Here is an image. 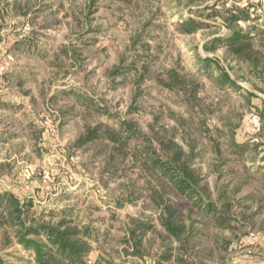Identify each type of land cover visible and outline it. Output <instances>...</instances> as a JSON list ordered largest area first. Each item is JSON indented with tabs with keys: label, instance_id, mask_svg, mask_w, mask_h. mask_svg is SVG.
<instances>
[{
	"label": "rangeland",
	"instance_id": "obj_1",
	"mask_svg": "<svg viewBox=\"0 0 264 264\" xmlns=\"http://www.w3.org/2000/svg\"><path fill=\"white\" fill-rule=\"evenodd\" d=\"M0 8V107L13 109L0 112L7 113L0 134L13 138L0 142V196L14 192L34 200L32 214L64 211L89 227V264H153L164 230L152 195L160 196L165 181L158 183L144 157H134V145L116 161L118 171L108 170L97 147L77 145L87 121L116 126L128 119L145 133L194 148L190 166L201 192L209 189L216 200L227 187L241 209L250 202L252 210L261 207L250 226L239 225L241 231H264V46L255 43L250 58L226 45L212 48L234 30L263 28L261 0H0ZM243 9L248 20L224 24L221 16ZM186 18L201 26L187 33ZM200 58L218 61L240 89L217 86L216 73L198 70ZM145 71L166 81L177 71L192 85L171 90L143 79ZM77 95L106 110L99 120L86 117L92 110L78 105ZM255 113L260 126L253 130ZM245 141L243 152L233 143ZM170 196L177 206L175 192ZM249 196L258 201L244 198ZM141 221L158 232L145 237L153 241L146 260L125 240ZM32 255L11 228H0V263L35 264ZM226 261L231 264V256Z\"/></svg>",
	"mask_w": 264,
	"mask_h": 264
},
{
	"label": "trees",
	"instance_id": "obj_2",
	"mask_svg": "<svg viewBox=\"0 0 264 264\" xmlns=\"http://www.w3.org/2000/svg\"><path fill=\"white\" fill-rule=\"evenodd\" d=\"M239 11L234 13L228 11L225 15L227 17L221 16L224 24L231 27L234 22L249 19V11L244 9ZM200 26L194 19L184 20L187 33L195 32ZM255 43L264 46V27L248 31L234 30L230 37L216 38L212 48L215 49L217 45H226L237 57L250 58ZM256 62L258 65L261 61L257 59ZM198 64H202L199 71L206 68L205 71L217 74L216 84L220 88L230 86L240 89L218 61L200 58ZM115 73L119 72L115 71ZM168 76L169 81H166L161 76L147 71L142 74L143 79L156 80L171 90L177 88L186 91V88L192 85L188 83L185 76L178 75L177 71L169 72ZM74 99L85 110H92V114L86 117L92 115L97 117L96 121L106 111L94 105L90 97L77 95ZM233 143L236 149L243 152L248 150L250 141ZM100 144H103L101 148ZM77 145L89 146L93 149L97 147V153L105 158L109 166L108 170L116 171H118L117 162L120 157L125 158L128 151L132 152L133 149L130 146L134 145L136 148L133 152L136 154L134 157L137 159L140 156L144 157L142 164L152 171L151 175L158 176V183L165 181L162 184L164 189L160 191V196L152 195L160 211V226L164 230L163 235L160 234L161 243L158 244V250L153 255L154 264H213L215 258L219 262H224L235 239L246 238L248 240H241L242 245L251 244L250 230L241 231L239 224L250 226V221L261 212V207L252 210L253 206L250 202L241 209V206L235 204V196L229 197L227 187H222L216 200L211 199L209 189L203 194L199 187L198 175L190 166V159L197 155L194 148L187 151L173 137L145 133L136 122L128 119L120 120L116 126L107 121H97L95 124L87 121ZM109 147L111 151H107ZM260 170L264 175V166ZM149 184L152 182L150 181ZM167 186L172 190L171 194L175 192L179 199L177 204L186 208L187 211L173 203L176 198L167 194ZM250 197L255 199V202L258 201L253 196L244 198ZM34 206V200L31 198L21 199L14 192L2 194L0 196V228L13 230L16 242L33 252L35 264H89L87 257L92 251L90 239L94 237L90 228L81 226L70 217L64 216V211L42 216L32 214L30 211ZM46 217L50 218L46 219ZM56 217L59 219H54ZM135 224L136 226L127 233L128 237L125 240L132 246V254L146 260L152 252L153 241L145 240V237L150 233L158 232L150 221ZM227 232L233 236L225 235ZM147 243H149L148 247H146Z\"/></svg>",
	"mask_w": 264,
	"mask_h": 264
},
{
	"label": "crops",
	"instance_id": "obj_3",
	"mask_svg": "<svg viewBox=\"0 0 264 264\" xmlns=\"http://www.w3.org/2000/svg\"><path fill=\"white\" fill-rule=\"evenodd\" d=\"M18 46V44H17ZM17 73H14V76H16ZM15 87L19 86V84H14ZM9 112L13 109L8 106V104H5L0 107L1 111ZM7 113L0 114L1 117H6ZM13 138L9 136V134L4 132V135L0 134V142L1 143H8ZM252 234L258 235L257 239H253ZM241 239H235L233 241L232 247L227 252V260L231 256L232 263L231 264H264V231H253L249 235V242L251 244L248 245H242ZM248 240V239H246ZM248 242V241H247ZM249 251H251L249 253ZM228 264V262H219L217 261V258H215L213 264ZM154 264V261H153Z\"/></svg>",
	"mask_w": 264,
	"mask_h": 264
},
{
	"label": "built area",
	"instance_id": "obj_4",
	"mask_svg": "<svg viewBox=\"0 0 264 264\" xmlns=\"http://www.w3.org/2000/svg\"><path fill=\"white\" fill-rule=\"evenodd\" d=\"M262 3H264V0H261ZM250 126L253 127V130L256 129V128H259L260 126V117L255 113V114H252L250 119ZM253 236V239H257L258 235L256 234H252ZM251 251H249L250 253Z\"/></svg>",
	"mask_w": 264,
	"mask_h": 264
}]
</instances>
